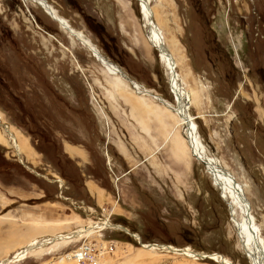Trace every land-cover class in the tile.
<instances>
[{
	"label": "rangeland",
	"instance_id": "obj_1",
	"mask_svg": "<svg viewBox=\"0 0 264 264\" xmlns=\"http://www.w3.org/2000/svg\"><path fill=\"white\" fill-rule=\"evenodd\" d=\"M45 1L100 57L174 103L138 0ZM150 4L193 93L188 112L202 151L243 188L264 245V0ZM107 80L94 54L41 7L0 0V264H215L213 254L250 264L239 212L192 155L175 114L132 86L148 102L116 104ZM105 221L113 228L10 262L24 245ZM79 249L82 261L71 256Z\"/></svg>",
	"mask_w": 264,
	"mask_h": 264
},
{
	"label": "bare ground",
	"instance_id": "obj_2",
	"mask_svg": "<svg viewBox=\"0 0 264 264\" xmlns=\"http://www.w3.org/2000/svg\"><path fill=\"white\" fill-rule=\"evenodd\" d=\"M32 3H35L39 7L42 8V10L51 18H53L55 21H57L61 27L68 31L69 34L77 38L83 46H85L87 49H89L94 56L100 61V63L103 65V67L106 69L111 74H117L119 75V72L124 74L120 68H118L116 65L113 63L104 60L98 52L93 48V46L89 43V41L84 38L80 33L78 32H73L68 30V26L64 23V21L56 14V12L46 3L45 0H30ZM140 3V10L143 14L144 21L146 23V26L149 28L150 32V41L152 42V45L154 46L155 49L159 50L160 53V59L163 65L165 66V69L168 74V83L169 86L171 87L173 94L175 96V101L173 104H170L163 99L152 95L151 93H147L145 89L136 84L135 81L131 80L128 78L125 74V76L131 80L130 85L134 88L136 93L141 94V95H146L151 97L152 99L156 100L157 102H160L167 110H171L175 116L178 119V125L181 128L182 133L186 137V141L188 144V147L192 153L193 156H197L198 158L201 159L203 165H206L209 169V174L212 176L218 185H220L221 189L224 190V193L227 195L231 209L233 211L237 210L239 212V219L235 223V227L238 230V235L241 239L243 248L246 253V257H248L250 264H264V245L263 241L260 238V235L256 234V226L253 223V217L250 212V204L248 203V200L245 197V193L243 188L236 183V181L233 179L230 174H228L226 171H224L220 165L217 159L215 158H208L205 156V154L202 151V146L200 142L197 139V132H196V127L195 124L193 123V117L189 114V108L192 105L193 102V93L190 90H187L184 81L180 78L179 74L176 71V63L174 61V58L170 51L168 50V47L166 46V43L164 42L163 38L159 35L158 33V27L156 23L154 22V11L153 8L151 7V0H138ZM183 81V82H182ZM129 83V82H128ZM1 128V127H0ZM7 135L10 137V142L11 146L14 148L16 147V139L17 137L13 135V132L9 127L6 129ZM11 134V135H10ZM16 137V138H15ZM15 140H14V139ZM1 141V140H0ZM13 141V143H12ZM17 148V147H16ZM14 148V149H16ZM22 151V150H21ZM18 151H16V154L19 156ZM20 157V156H19ZM22 164V163H21ZM24 167L25 165L22 164ZM54 182L59 183L60 187V181L56 180ZM61 191V190H60ZM65 199V198H63ZM101 221V220H100ZM104 223V224H103ZM106 227H111L113 228V224H110L108 222H101V223H93L90 224L89 226L83 227L77 231L71 232L69 234H64V235H58L55 237H45L42 238L40 241H36L34 244H27L24 245L23 247L20 248V251L14 255L11 263L18 262L23 258L25 255L36 251V250H41L44 248V245L50 244V242L54 243L55 241H64V239L71 240V238H76V237H81L83 234L91 233L92 229H103ZM118 228H121L117 226ZM121 230H123L121 228ZM125 233L130 234L126 229H124ZM136 236V235H132ZM136 238H139L136 236ZM239 238V239H240ZM144 249H151L154 246L152 245H143L142 246ZM163 248L162 246H158ZM175 248V247H174ZM155 249L158 250L157 246H155ZM173 249V248H172ZM171 250L170 248L167 249V251ZM182 249H174L173 251H170L171 253L173 252L174 254L177 253L179 255L185 256H192L187 257L191 258L193 260H198L199 258L204 259V253L203 254H195L192 251L188 249H184L182 251H179ZM79 251H76L77 253ZM183 252V253H181ZM71 255V254H70ZM200 255V256H199ZM75 258L76 255L72 254ZM199 256V257H198ZM211 261H215L217 264H229L227 261L223 260L220 258L218 254H213L212 256H208ZM10 260V259H9ZM9 262L8 260L6 263ZM5 263V262H4ZM215 263V264H216Z\"/></svg>",
	"mask_w": 264,
	"mask_h": 264
},
{
	"label": "crops",
	"instance_id": "obj_3",
	"mask_svg": "<svg viewBox=\"0 0 264 264\" xmlns=\"http://www.w3.org/2000/svg\"><path fill=\"white\" fill-rule=\"evenodd\" d=\"M53 19V18H52ZM62 19V18H61ZM54 20V19H53ZM63 20V19H62ZM64 21V20H63ZM57 22V21H56ZM65 22V21H64ZM89 50V49H88ZM117 66V65H116ZM118 67V66H117ZM119 68V67H118ZM106 70V69H105ZM108 72V71H107ZM110 74V75H109ZM106 84H107V86H108V89L110 88L111 89V92H112V101L113 102H115L116 104L117 103H120V102H125L126 101V99L127 100H130V99H136L138 102H148V99H146V98H140V97H138V96H135L133 93L134 92H132V94H131V90H132V88H131V85H130V83H128V82H126V81H124L121 77H120V75H117V74H111V73H109L108 72V80L106 81ZM133 91V90H132ZM135 97H134V96ZM127 97V98H126ZM134 99V100H135ZM133 100V101H134ZM127 102V101H126ZM126 102L124 103V104H126ZM20 139V138H19ZM22 142V141H21ZM21 149H22V147H23V142L21 143ZM109 157H107V159H108ZM58 181H60L59 179H58ZM61 182V181H60ZM70 200V199H69ZM71 201V200H70ZM87 233H85V234H83V235H86ZM82 235V236H83ZM58 236V235H57ZM81 236V237H82ZM77 238H80V237H76V238H71V239H77ZM67 240V239H66ZM66 240H64V241H66ZM70 240V239H69ZM55 242H59V241H55Z\"/></svg>",
	"mask_w": 264,
	"mask_h": 264
},
{
	"label": "water",
	"instance_id": "obj_4",
	"mask_svg": "<svg viewBox=\"0 0 264 264\" xmlns=\"http://www.w3.org/2000/svg\"><path fill=\"white\" fill-rule=\"evenodd\" d=\"M119 75H120V77L124 80V81H126V82H129V83H131V80H129L124 74H122L121 72H119ZM2 125L0 124V127H1ZM21 166H23L22 164H20ZM24 167V166H23ZM119 229H121V228H119ZM123 230V232L125 233V231H124V228H122ZM132 236V235H131ZM133 237V236H132Z\"/></svg>",
	"mask_w": 264,
	"mask_h": 264
},
{
	"label": "built area",
	"instance_id": "obj_5",
	"mask_svg": "<svg viewBox=\"0 0 264 264\" xmlns=\"http://www.w3.org/2000/svg\"><path fill=\"white\" fill-rule=\"evenodd\" d=\"M132 238H133V237H132ZM77 251H79V252H77V253L74 252L73 254L76 255V256H75L76 259L82 261V260H83V257H82L83 251H82L81 249H79V250H77ZM72 257H73V256H72Z\"/></svg>",
	"mask_w": 264,
	"mask_h": 264
}]
</instances>
